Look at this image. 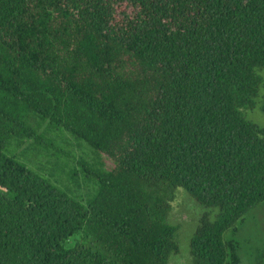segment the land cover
I'll return each mask as SVG.
<instances>
[{
    "label": "trees",
    "instance_id": "obj_1",
    "mask_svg": "<svg viewBox=\"0 0 264 264\" xmlns=\"http://www.w3.org/2000/svg\"><path fill=\"white\" fill-rule=\"evenodd\" d=\"M261 87L264 0H0V264H167L177 187L192 263L241 264Z\"/></svg>",
    "mask_w": 264,
    "mask_h": 264
},
{
    "label": "rangeland",
    "instance_id": "obj_2",
    "mask_svg": "<svg viewBox=\"0 0 264 264\" xmlns=\"http://www.w3.org/2000/svg\"><path fill=\"white\" fill-rule=\"evenodd\" d=\"M245 114L247 119L264 129V87L260 88L255 107L245 110ZM65 138L68 145L63 147L68 149L77 159L83 157L90 162L96 160L95 155L84 143L69 135H66ZM66 141L60 140L58 143L64 144ZM26 158L32 161L34 158L33 153H27ZM60 175L59 179L66 183V177L63 174ZM68 185L76 190L75 193L78 192L84 196L86 190L84 185L79 188H75L70 183ZM170 205L167 219L169 223L176 224L179 227L175 237L178 252L170 256L167 264H193L189 254V241L192 233L199 217L204 212L211 213L210 218L213 219L216 210L197 203L181 187L176 188L175 198L170 202ZM225 236L234 239L238 243L241 264H264V202L252 208L243 217L242 222L237 224L235 233L229 231Z\"/></svg>",
    "mask_w": 264,
    "mask_h": 264
}]
</instances>
